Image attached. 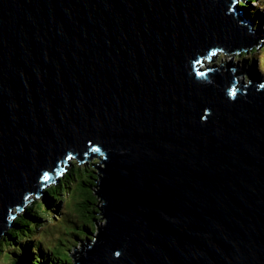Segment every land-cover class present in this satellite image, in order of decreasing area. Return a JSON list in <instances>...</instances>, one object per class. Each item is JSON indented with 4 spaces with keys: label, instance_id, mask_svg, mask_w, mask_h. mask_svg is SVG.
Returning a JSON list of instances; mask_svg holds the SVG:
<instances>
[{
    "label": "water",
    "instance_id": "obj_1",
    "mask_svg": "<svg viewBox=\"0 0 264 264\" xmlns=\"http://www.w3.org/2000/svg\"><path fill=\"white\" fill-rule=\"evenodd\" d=\"M244 1L0 0V236L100 155L68 264H264V77L195 66L263 45Z\"/></svg>",
    "mask_w": 264,
    "mask_h": 264
},
{
    "label": "rangeland",
    "instance_id": "obj_2",
    "mask_svg": "<svg viewBox=\"0 0 264 264\" xmlns=\"http://www.w3.org/2000/svg\"><path fill=\"white\" fill-rule=\"evenodd\" d=\"M241 4L245 8L246 14L253 22L252 31L264 35L263 1L258 2L256 0H245L244 2H241ZM257 48L258 49L255 51L253 49L254 52L250 50L248 53L237 54L232 60L240 65L241 71L256 70L257 73L260 72V74L264 77V42L263 45H260ZM214 55L216 56L215 61H206L203 62V64H206V66L208 63H210L209 65L213 63L220 64L222 59L227 60L229 57V55H224L222 53ZM203 67L205 68V66ZM239 78L243 79L245 82L251 81L247 73H243V76H239ZM100 161L101 158L99 155L98 157L92 158L85 163L79 161L73 163L63 179H66L68 173L78 167L81 169L86 168L88 172L82 170V173L80 175L78 173L79 176L76 178H67L64 181V184L60 187L55 186L59 185L61 181L50 185V188H57V192H59L60 196H62V201L61 204H53L54 201H50L48 198L45 199L46 195H44V201L35 206L36 211L42 218L36 222L28 218L26 224L27 226L30 224L34 229L40 224L44 225L41 228L32 231L34 238L31 239V245H29L30 243L23 242V240L17 242L16 240L10 239L8 236H0V264H32V260L28 258L30 257V253H32L33 250L36 251L37 249H39L40 253L43 254V258L41 259L43 264H52L51 261H48L50 259L46 258V254L51 256L49 251L65 257L69 263L73 261L74 254L76 251L80 250L82 242H85L90 235L88 230L90 229V226L84 225L83 223V221L87 222L86 215L89 214L88 208H85L86 206L83 205V200L89 188H87L88 186H84L83 182L94 183L95 185L93 188L94 190H97L98 187L94 178L99 179L96 173L99 172V166H102V162ZM70 180H72L71 183H69ZM47 203H49V206ZM100 206L101 204H99V212ZM95 217L97 218L94 222V226L97 224L99 219H103L100 214L95 215ZM90 223H92L91 220L87 224ZM84 226H86L87 229L86 231H82L84 233L82 236H79L77 231L84 229ZM26 232L29 233L31 230L28 229ZM45 250L49 251L45 254ZM70 254L73 256L72 260ZM20 255L21 258L19 257Z\"/></svg>",
    "mask_w": 264,
    "mask_h": 264
},
{
    "label": "trees",
    "instance_id": "obj_3",
    "mask_svg": "<svg viewBox=\"0 0 264 264\" xmlns=\"http://www.w3.org/2000/svg\"><path fill=\"white\" fill-rule=\"evenodd\" d=\"M253 51V50H251ZM255 51V50H254ZM253 51V52H254ZM82 170H84L85 172H88V170L85 168L81 169V168H75L72 172L68 173V175L66 176V179L68 178H71V179H74L76 178L77 176H79L81 173H82ZM79 173V175H78ZM97 174V173H96ZM66 179H63L61 180V182L59 183V185L55 186V187H60L64 184V181ZM95 179V182L97 180V178H94ZM72 180H70L69 183H71ZM84 186H88L87 188H89V190L87 191L86 193V196L83 200V205L86 206L85 208H88V213L86 216V219H87V222L83 221L84 225H88L90 226V229L89 230V233L92 234L95 229V226H94V222L96 221V218L95 215H99L100 212H99V204H101V200L100 198L98 197L97 195V192L96 190H94L93 186L95 185L94 183H85L83 182ZM68 185V184H67ZM91 188V189H90ZM57 188H48L46 190V197L45 199H49L50 201H54L53 204L55 203H59L61 204V201H62V196H60L59 192H57ZM39 203V202H35V204L33 205H30V207H28V211L26 214L24 215H21V217L19 216L15 221H14V227L15 228H20L22 231H15V230H10L8 232V237H10V239H13V240H16L17 242H20L21 240H23V242H27V243H32V240L34 237L32 235V231H35L37 230L38 228H41L43 225H39L37 228H33L30 224H27L25 223V220H26V217L32 219L33 221H39L42 217L41 215L36 211V204ZM47 205L49 206V203H47ZM31 211V212H30ZM91 220L92 223L90 224H87L89 223ZM89 221V222H88ZM38 223V222H37ZM31 230V232H26L27 230ZM87 227L84 226V229L80 230V231H77V234L79 236H82L84 233L82 231H86ZM19 232V233H18ZM21 235V237H20ZM7 237V239H8ZM25 237V238H24ZM39 250V249H37ZM49 251V250H45L44 253L46 254V252ZM49 254L51 256H48V254H46V258L47 259H50L48 261H51L52 264L56 263V264H68L69 262L67 261V259L65 257H62L61 255H57L55 253H51L49 251ZM43 255V254H42ZM21 258V255L19 256ZM71 257V260H72V255H70ZM30 260H32V264H41V253L38 252L36 253L35 250H33L32 253H30V257L28 258Z\"/></svg>",
    "mask_w": 264,
    "mask_h": 264
},
{
    "label": "clouds",
    "instance_id": "obj_4",
    "mask_svg": "<svg viewBox=\"0 0 264 264\" xmlns=\"http://www.w3.org/2000/svg\"><path fill=\"white\" fill-rule=\"evenodd\" d=\"M256 1H258V2H262V1H263V4H264V0H256ZM241 5H242V4H241V2H240V6H241ZM262 6L264 7V5H262ZM253 49L256 50V49H258V48H257V47H254ZM253 49H249V51H250V50H253ZM245 53H248V52L245 51ZM222 54H224V55H228V54H225V53H222ZM235 55H236V53H235V54H231V55H229V57H228L227 60L224 59L223 61H229V60H232V59L234 58ZM215 57H216L215 55H214V56L212 55V56H211V59H214V61H215ZM211 61H212V60H210V62H211ZM223 61H222L220 64H219V63H215V64L213 63V64L209 65L210 63H208V65H209V66H212V65L221 66L222 63H223ZM232 61H233V60H232ZM233 62H234V61H233ZM201 68H204V67L202 66ZM204 70H209V68H208V67H205ZM239 76H243V75H239ZM249 82H250V81H249ZM246 83H248V82H246ZM232 96H233V95H232ZM234 97H235V96H233V98H234ZM97 175H98V173H97ZM55 183H58V181L55 182ZM35 252L38 253L39 250H36ZM76 253H77V251H76ZM76 253H75V254H76ZM75 254H74V255H75ZM70 255H71V254H70ZM116 255L119 256V253H116ZM42 258H43V255L41 254V259H42ZM14 259H15V258H14ZM72 259H73V256H72ZM15 261H16V260H15ZM42 264H43V263H42ZM53 264H54V263H53ZM55 264H56V263H55Z\"/></svg>",
    "mask_w": 264,
    "mask_h": 264
},
{
    "label": "bare ground",
    "instance_id": "obj_5",
    "mask_svg": "<svg viewBox=\"0 0 264 264\" xmlns=\"http://www.w3.org/2000/svg\"><path fill=\"white\" fill-rule=\"evenodd\" d=\"M214 55V54H213ZM217 55V54H216ZM210 60H214V59H211V58H205L204 60H203V62H206V61H209L210 62ZM222 61H223V59H222ZM226 63L228 62V61H225ZM206 67V66H205ZM202 69H204V68H202ZM239 71H241V69L239 70ZM259 74H260V72H259ZM237 77V82L238 83H244V85L245 84H247L243 79H240L239 78V74L238 75H236ZM101 162V161H100ZM29 245H31V243L29 244ZM30 247V246H29Z\"/></svg>",
    "mask_w": 264,
    "mask_h": 264
},
{
    "label": "snow or ice",
    "instance_id": "obj_6",
    "mask_svg": "<svg viewBox=\"0 0 264 264\" xmlns=\"http://www.w3.org/2000/svg\"><path fill=\"white\" fill-rule=\"evenodd\" d=\"M201 75H203V73H201ZM235 94H236V92H235V90H233L232 93H231V95L235 96ZM95 150H96V151H99V149H95ZM44 179H45V180H49V179H51V178H50L49 176L45 175V176H44Z\"/></svg>",
    "mask_w": 264,
    "mask_h": 264
},
{
    "label": "flooded vegetation",
    "instance_id": "obj_7",
    "mask_svg": "<svg viewBox=\"0 0 264 264\" xmlns=\"http://www.w3.org/2000/svg\"><path fill=\"white\" fill-rule=\"evenodd\" d=\"M73 158H76L75 156ZM95 158V157H94ZM80 162V161H79Z\"/></svg>",
    "mask_w": 264,
    "mask_h": 264
}]
</instances>
